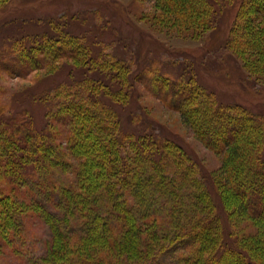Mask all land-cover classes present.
<instances>
[{
	"label": "trees",
	"instance_id": "1",
	"mask_svg": "<svg viewBox=\"0 0 264 264\" xmlns=\"http://www.w3.org/2000/svg\"><path fill=\"white\" fill-rule=\"evenodd\" d=\"M167 1L183 25L199 31L211 28L221 10L213 8L219 0ZM242 5L252 11L245 15L240 8L232 46L239 51L254 47L264 59V0H243ZM15 41L4 53L13 67L20 66L18 74L61 57L93 59L66 31L29 44ZM90 69L101 80L111 76L120 85L131 84L123 65ZM98 78L80 87L79 80L59 86L40 128L26 110L6 117L0 113V255L5 248L17 251L25 221L35 216L49 236L31 264H160L179 247L172 264H257L241 248L252 249L251 244L225 239L215 201L187 163L189 156L172 140L123 132L117 113L98 96L112 100L116 89L103 83L97 91ZM155 85L206 147L236 161L228 177L230 203L264 227V116L220 103L194 76L163 75ZM172 169L181 174L170 175ZM64 172L70 175L65 181L57 177ZM261 236L264 240V229Z\"/></svg>",
	"mask_w": 264,
	"mask_h": 264
},
{
	"label": "rangeland",
	"instance_id": "2",
	"mask_svg": "<svg viewBox=\"0 0 264 264\" xmlns=\"http://www.w3.org/2000/svg\"><path fill=\"white\" fill-rule=\"evenodd\" d=\"M242 1L219 0L213 4L214 10L217 6L221 10L215 13L211 28L199 31L193 24L183 25L167 0H0V113L6 117L26 110L34 126L40 128L54 100L49 101V97L59 86L79 80L80 87L98 78L90 71L91 66L105 70L111 62L123 65L131 84L127 81L120 85L111 76L98 78L97 91L103 83L116 89L112 100L99 94L100 101L117 113L123 132L150 133L177 143L211 192L225 239L233 244L236 238H242L254 249L242 244L241 248L257 264H264L262 223L246 212H237L230 203L228 177L236 161L226 152L216 153L206 147L187 119L167 105L155 85V78L163 75L182 79L194 76L220 103L239 104L264 116V59L254 47L239 51L232 46V35L239 25L237 14L242 6L246 9ZM251 11L247 8L245 15ZM64 31L80 39L92 53V61L74 62L61 57L41 69L18 74L20 66L13 67L4 53L12 50L15 40L29 44L42 36L58 38ZM187 163L182 167H188ZM174 174L181 173L172 169L170 175ZM68 176V172L57 174L60 180ZM48 236L40 218L28 217L23 242L16 239L17 251L5 248L0 264H31L42 254ZM180 250L170 252L160 264H172Z\"/></svg>",
	"mask_w": 264,
	"mask_h": 264
}]
</instances>
